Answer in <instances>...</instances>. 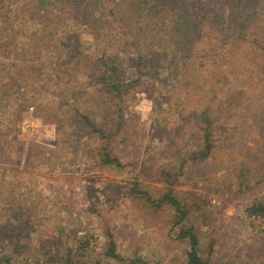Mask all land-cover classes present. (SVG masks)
Instances as JSON below:
<instances>
[{"label": "trees", "instance_id": "trees-1", "mask_svg": "<svg viewBox=\"0 0 264 264\" xmlns=\"http://www.w3.org/2000/svg\"><path fill=\"white\" fill-rule=\"evenodd\" d=\"M75 18L82 21L92 41L86 49H78L79 30L69 33L73 41L69 38L68 44L59 42L61 38L53 40V36H68L65 32L70 26L64 30L51 27L52 31L46 32L49 26L42 22ZM51 45L58 53V48H69V71L58 83L63 86V96L47 101L67 108L62 116L59 152L62 164L71 163L66 169L75 172L82 164L119 172L127 168L120 155L122 138L129 139L131 127L127 101L137 84L146 79L162 89L161 93L166 92L158 112L163 117L170 112L178 114L172 143L179 155L184 150L180 144L194 147L197 162L215 166L221 189L230 185L231 179L236 193H264V0H0V62L5 71L11 73L7 67L13 63L23 74L31 72L42 78L38 65L43 49ZM12 51H18L16 57ZM83 74L89 81L85 85ZM44 108L38 106L39 111ZM102 116L106 119L100 120ZM252 119H256V127L245 134ZM255 130L257 138L253 137ZM222 141L227 144L220 145ZM186 166L184 159L176 167L184 171ZM178 174L168 171L164 179L153 178L152 186L134 178L118 182L117 189L131 197L158 228L176 234L174 239L187 247V264L245 263L220 251V258L213 262L216 242L210 240L212 245L205 244L209 251L204 249L193 222L199 215L192 216L190 201L176 189ZM90 193L85 192L84 198L98 206L93 199L96 192ZM245 214L264 218V196L247 206ZM8 221L1 222L0 229L8 232L10 239L15 236L17 248L3 256L1 264L16 259L30 264L22 257L30 250L25 227L9 230ZM90 233L62 226L57 230L59 247L50 252V258L48 252L43 256V264H92L89 256L93 253L88 254V249L97 239ZM107 237L103 257L138 264L122 258L115 238ZM35 258L33 264H42ZM248 261L245 264H264V246Z\"/></svg>", "mask_w": 264, "mask_h": 264}, {"label": "rangeland", "instance_id": "rangeland-1", "mask_svg": "<svg viewBox=\"0 0 264 264\" xmlns=\"http://www.w3.org/2000/svg\"><path fill=\"white\" fill-rule=\"evenodd\" d=\"M42 22L49 26L46 32H51V27L64 30L65 26H70L65 32L68 36L55 34L53 40L61 38L59 42L70 44L69 38L73 39L69 33L79 30L78 49L92 45L79 18L75 21L60 22L55 19L51 23ZM58 49L61 53L56 52L52 45L44 48L45 54L40 63L33 62L39 63L40 74L44 73L39 79L30 75L31 72L23 74L13 63L7 65L11 73L5 71L6 66L0 62V170L4 174L0 185V223L10 220L7 222L9 230L25 227L30 254L25 251L22 257L33 264L36 255L43 264V256L48 252L46 255L50 258L53 256L50 252L59 247L57 230L66 226L70 231L91 230L92 238L97 239L96 242L92 240L88 249V254L93 253L89 256L92 264H129L103 257L102 247L108 235L115 238L122 258L131 262L187 264V247L174 239L176 234L158 228L150 221V216L141 213L131 197L117 189L118 182L134 178L139 184L152 186L153 178L164 179L163 174L176 171L178 176L181 175L177 191L190 201V208L194 210L192 216L199 215L193 222L197 224L204 247L205 244L212 245L210 240L216 242V254L211 255L213 262L220 258L219 251L222 255L228 254V257L238 256L245 263L254 259L264 246V218L247 217L245 209L264 193H236L237 189L232 187L234 180L231 179H228L230 185L221 189L222 181L214 171L215 166L197 162L192 153L196 150L194 147L180 144L179 148L184 150L179 155L172 143L178 114L170 112L163 117L158 112L157 106L166 92L161 93L162 89L146 79L137 84L127 101V120L131 127L126 136L129 139L122 138L120 149L127 168L119 172L82 164L75 170L76 173L66 169L71 163L62 164L59 152L63 136L62 116L67 108L47 103L63 96V86L58 83L69 71V48ZM17 53L12 51L11 55L16 57ZM13 76L15 78L10 81ZM83 80V85L89 82L84 79V74ZM89 91L87 88L86 92ZM30 98L36 99L33 101ZM257 100L260 101V98ZM39 105L45 107L44 111H39ZM103 118L106 119L102 116L100 120ZM256 123V119H252V127L244 133L255 128ZM258 136V130H255L253 137ZM239 138L237 135L236 141ZM226 144L222 141L220 145ZM221 152L217 151L218 158L222 157ZM184 159L187 160L186 169L178 171L176 166L181 165ZM161 184L160 187H164ZM85 192H96V196L92 197L98 206L93 207L84 198ZM13 238L10 239L9 233L0 229V264L3 256L8 257L7 253L17 248ZM204 249L209 251L207 247ZM12 264H24V261L16 259Z\"/></svg>", "mask_w": 264, "mask_h": 264}, {"label": "built area", "instance_id": "built-area-1", "mask_svg": "<svg viewBox=\"0 0 264 264\" xmlns=\"http://www.w3.org/2000/svg\"><path fill=\"white\" fill-rule=\"evenodd\" d=\"M4 180V174L3 172L0 170V185L3 183Z\"/></svg>", "mask_w": 264, "mask_h": 264}]
</instances>
